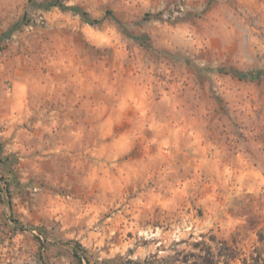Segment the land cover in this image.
I'll return each mask as SVG.
<instances>
[{
  "label": "rangeland",
  "instance_id": "obj_1",
  "mask_svg": "<svg viewBox=\"0 0 264 264\" xmlns=\"http://www.w3.org/2000/svg\"><path fill=\"white\" fill-rule=\"evenodd\" d=\"M83 1L0 0V264H264V0Z\"/></svg>",
  "mask_w": 264,
  "mask_h": 264
},
{
  "label": "trees",
  "instance_id": "obj_2",
  "mask_svg": "<svg viewBox=\"0 0 264 264\" xmlns=\"http://www.w3.org/2000/svg\"><path fill=\"white\" fill-rule=\"evenodd\" d=\"M60 5V7L70 10L76 14H79L83 20L91 25L99 23L101 21L100 18H92L88 14L86 10H81L78 6L74 5H66L63 3H59L57 0H52L46 4V7L49 8L51 6ZM25 17H21V22H24ZM224 71L231 72L232 74L239 76L241 78L253 79L255 74L249 72V74H245L241 70L238 69H227ZM1 146V145H0ZM9 186L6 182H1L0 178V202L9 207L10 204V192ZM6 198V202H5ZM9 220L13 223V230L19 229L23 231L26 229L23 226H17L16 220L9 218ZM16 227V228H15ZM40 234H44L43 229L39 228ZM39 234V233H38ZM39 238V236H37ZM212 243H206L204 240L197 241L193 244L194 247L199 248L198 252H188L187 254H183L179 259V263L182 264H219L222 262L223 264H232L236 259H239V253L232 246L228 244L226 240H215V237L211 235L210 237ZM64 243L71 245L72 255L76 259V261L80 264H98L97 262H93L90 260L87 255V249L77 240L69 239ZM41 253V252H40ZM41 263L44 264L43 254H40ZM243 264H256L257 260L252 258L251 261H248L247 258H241ZM141 264H150L148 260L143 261Z\"/></svg>",
  "mask_w": 264,
  "mask_h": 264
},
{
  "label": "crops",
  "instance_id": "obj_3",
  "mask_svg": "<svg viewBox=\"0 0 264 264\" xmlns=\"http://www.w3.org/2000/svg\"><path fill=\"white\" fill-rule=\"evenodd\" d=\"M29 1H31V0H29ZM48 1H52V0H48ZM58 2H60V0H57ZM83 0H63L61 3H63V4H66V5H74V6H81L82 4H83ZM8 6L9 5H5V10H3L2 9V12H5V13H10V11H9V8H8ZM88 12V11H87ZM89 14V13H88ZM90 15V14H89ZM91 17V16H90ZM93 18H95V17H98V16H92ZM83 19V18H82ZM100 23V22H99ZM99 23H96V25H98ZM95 25V24H94ZM66 240H69V239H66ZM66 240H64V241H62L60 244H61V246L63 247V249H66V250H68V251H70V254H71V256H72V258L76 261V259L73 257V255H72V249H71V245H68L67 243H64ZM54 245H56V244H54V243H51V247L52 246H54ZM61 247V248H62ZM49 249V248H48ZM50 249H52V248H50ZM53 249H57V248H54L53 247ZM18 254H19V250H17L16 251V255L18 256ZM43 262H44V264H49V260L47 261V257H45L44 256V259H43ZM77 262V261H76ZM39 263H41V259H39ZM78 263V262H77ZM78 264H80V263H78Z\"/></svg>",
  "mask_w": 264,
  "mask_h": 264
}]
</instances>
